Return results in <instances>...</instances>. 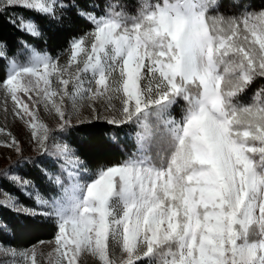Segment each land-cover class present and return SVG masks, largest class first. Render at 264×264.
<instances>
[{"label": "snow or ice", "instance_id": "1", "mask_svg": "<svg viewBox=\"0 0 264 264\" xmlns=\"http://www.w3.org/2000/svg\"><path fill=\"white\" fill-rule=\"evenodd\" d=\"M213 3L156 0L136 16L116 4L104 15L95 6L77 8L91 29L72 38L63 63L27 42L18 63L0 44V59L8 60L0 92L12 100L37 151L55 156L65 177L41 169L59 194L37 196L45 211H31L55 221L50 264H86V257L97 264H264V89L251 103L241 100L264 77V10L210 24ZM74 7L63 0H0V15L22 9L8 22L40 37L36 17L63 21ZM181 100L176 119L170 109ZM113 101L118 117L95 107L115 108ZM85 102L94 120L141 128L136 152L98 163L88 175L76 149L57 141L37 112L41 105L54 112L56 127L66 131ZM157 136L164 154L153 159L145 144ZM6 146L22 153L15 138ZM10 179L31 195V181ZM2 206L16 210L19 202L8 196ZM7 254L37 264L34 250Z\"/></svg>", "mask_w": 264, "mask_h": 264}, {"label": "trees", "instance_id": "2", "mask_svg": "<svg viewBox=\"0 0 264 264\" xmlns=\"http://www.w3.org/2000/svg\"><path fill=\"white\" fill-rule=\"evenodd\" d=\"M64 3L75 5L71 10L62 13L63 21L46 17H36L41 28L40 37H32L20 32L8 22L9 16L15 17L22 9L10 11L7 16L0 15V44H6L9 54L16 53L18 63L24 62L27 53L22 42L33 45L38 51H45L54 56L60 55L69 47V42L74 36L82 35L91 29V25L83 18L76 16V9H85L95 12L97 15L105 14L109 5L116 4L117 11H123L128 16H136L142 6L141 0H63ZM264 10V0H220L219 5L210 8L207 16L211 24L214 18L242 19L249 12ZM35 16V13H26ZM60 15V13H59ZM242 26V25H241ZM8 71V60L0 59V81ZM264 89V77H256L242 94L243 103H251L256 93ZM177 106L172 107L171 114L180 117L184 102L178 101ZM157 121L150 117L149 124L157 127ZM141 128L135 124H123L119 127L109 124L106 120H85L72 123L66 131H59L61 138L76 149L77 155L84 161L88 170L94 172L98 163H117L136 152V133ZM148 153L154 158L163 155L164 145L159 137L151 139L148 143ZM11 170L31 181L34 189L47 199L59 194L58 187L50 181L41 169L54 176L64 174L60 171V163L55 156L25 155L17 158L9 165ZM1 187L17 197L26 206L38 208L36 197L23 194L19 185L14 183L9 176L0 171ZM0 202V241L13 247H28L41 240L53 238L56 235L55 221L42 215H32L31 212L10 210L3 207Z\"/></svg>", "mask_w": 264, "mask_h": 264}, {"label": "rangeland", "instance_id": "3", "mask_svg": "<svg viewBox=\"0 0 264 264\" xmlns=\"http://www.w3.org/2000/svg\"><path fill=\"white\" fill-rule=\"evenodd\" d=\"M155 2L156 0H141L142 5L144 3H155ZM219 2L220 0H214L213 6L211 8L217 7L219 5ZM57 11L59 15V10ZM249 13H253V12H249ZM255 13H259V12H255ZM48 54L51 55L52 57H59L61 63H63L67 59L65 52L57 56H54L50 53ZM112 104L115 105V108L107 107L106 102L103 104L96 103L95 107L105 117L108 118L118 117V112L115 109H118L120 107L119 102L113 101ZM5 106L7 107V112H5L4 110ZM174 106L178 107V105H174ZM37 112L40 120L53 129L52 134L56 137V140L65 142L61 138V135L59 133L60 129L56 127L59 118L55 115V113L46 112L42 105L39 107ZM93 115L94 113L92 111V108L88 106L87 102H85L83 106L79 107L78 114L72 115L71 124L75 122L91 120ZM172 116L174 115L172 114ZM174 117L176 119H180V117H176V116ZM12 138H15V140L18 142L19 147L22 149V153H17L14 147L6 146V142H10ZM149 141H147L145 144L147 153H148ZM37 153L40 152L37 151V146L34 139L31 136L30 130L28 129V127H26L24 121H22L19 117L15 116L13 113L12 100L9 98L5 101L4 93L0 92V171H3V174H6L10 178L13 176H21L24 179H27L21 174H19L17 171H15L14 169L11 170L9 168V165L12 162H14L17 158H20L21 156L34 155ZM148 155L150 154L148 153ZM90 172L92 171L89 170V172L84 173V175H88ZM28 191L29 193H32L35 197L39 196L41 199L49 200L44 196H42L40 193H38L34 189L32 183L29 186ZM8 196H12L17 199L15 195L10 194L6 190H4L0 185V202L4 203L7 200ZM18 202H19V207L17 208V210L19 211H23V212L35 211L37 213L45 211V209L40 204L38 208H31L29 206L24 205L19 200ZM25 210H30V211H25ZM54 238L55 236L50 239L41 240L28 247H20V248L4 244L0 241V264H21L20 258L18 256L15 259H13L11 255L7 254V250L9 249H13L17 253H22L25 251L30 252L34 250L36 253L37 264H50V260L54 258L53 256H50V254L53 252V249L55 247ZM86 264H97V261L92 257H86Z\"/></svg>", "mask_w": 264, "mask_h": 264}]
</instances>
